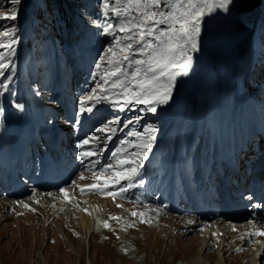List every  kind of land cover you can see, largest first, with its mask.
Segmentation results:
<instances>
[{
  "label": "rangeland",
  "instance_id": "rangeland-1",
  "mask_svg": "<svg viewBox=\"0 0 264 264\" xmlns=\"http://www.w3.org/2000/svg\"><path fill=\"white\" fill-rule=\"evenodd\" d=\"M74 3L72 9L65 0H22L19 5L12 4L11 0H0V13H10L13 10L17 12L15 21L0 19V31L12 30L16 39V44L13 45L15 55L11 58V65L9 68L0 69L5 76L13 77L7 91L0 90L2 93L0 94L1 144L5 147L9 145L15 153L20 146L28 145L26 134L16 136V127L20 121L26 122L30 127L28 130L36 131L42 139L48 132L40 123L46 122L52 129L61 127L65 131L68 129L69 132H73V127H67L65 124L71 114H74L79 122L84 121L83 124L74 126V128L77 126L78 132L81 131L85 121L92 126L87 134L79 138L80 141L91 135L95 127L106 120L119 118L124 121L139 115L143 119L138 124L116 132L113 139L102 146L108 150L114 149L119 141L133 139L127 135L128 132H142L143 127L149 124L155 128L156 139L153 149L144 162V169L141 172L145 183L140 187H145L143 192L145 195L153 194L150 196V207H158L161 212H167L172 217L169 220L163 218L164 220H160L159 223L154 222L151 225L146 222L141 223L139 217L131 215L128 221L129 225L133 226L130 230H124L120 225H116L111 232L113 211H102L104 208L102 202L110 197L111 202L116 200L117 204L123 200L130 204L127 207H131L137 213L139 206L142 205V202L133 200L134 195L136 197L140 194L136 186L133 188L127 183L124 184L128 188L124 198L114 199L111 195L90 192L94 193L90 209L88 205V210L85 207V211L82 212L78 206L71 205L73 208L70 206L72 212L77 209L78 214L77 211L75 212L77 215L89 217L90 223L97 220L95 222L97 229L86 230L87 236L80 234L79 228L75 229L72 226L69 232L66 230L67 233H60L59 237L50 234L49 231H45L47 218H44V229L36 233L34 230L37 228L35 229L32 224L39 218L37 212H33L35 219L29 221L21 219L20 223L17 220L19 216L7 213L8 218L0 224V264H31L32 262L34 264H191V259L200 246L193 245L191 248L189 240L193 238V234L200 232L198 228L201 226L194 232H188L187 236H179L177 232L187 230L185 227L179 229L181 224L177 226V217L189 215L194 220L203 218L196 215L195 217L191 213L171 210V200L177 201L178 198L189 197L190 189L186 186L187 183L200 184L203 181L208 184L218 183L221 180L222 169L227 166L228 154L236 156L237 153L238 167L231 169L241 174L244 172L246 178L242 184L240 179L236 186L234 215L237 220L228 221L219 216L217 217L219 224L223 225L227 222L245 227L244 231L241 227L238 228L241 233L243 231V237L258 231L259 227L264 229V110L260 117L256 109L262 105L264 107V89L255 87L247 76L241 83L236 77L237 74L233 75L236 70L246 73L251 60V63L255 59L264 60L263 46L260 42V38L264 37V0H237L229 12L217 10L204 17L197 38V50L189 53L192 56V64L186 74L180 69L172 70L178 73L172 97L166 105L157 106L156 113L138 111L137 109L143 107L141 105H132L129 109L119 111L107 103H102L92 112L83 115L78 113L79 101L99 83V77L93 76L96 71L95 63L112 42L111 36L103 34V25L107 22H115V18L110 17L106 20L102 16V0H75ZM254 4L258 5V13L253 7ZM35 32H37L36 36ZM11 38L0 37V42L7 43ZM3 63L8 61L5 60ZM4 79V76H0V81ZM184 88L189 90L185 92ZM16 103L23 105V108L17 109L14 106ZM180 105L186 107L187 111L183 114L181 135L178 136L175 114ZM226 137L230 140V147L224 145ZM68 143L71 144V141ZM77 143H73L75 148ZM177 143L184 153L186 173L190 176L188 181L186 173L181 168L183 165L175 159L174 150ZM42 152H45V148L40 146L38 152H34L22 164L14 158L15 167L27 166L38 179V184L34 190L27 191L29 193H23L25 190L22 189L19 196L12 198L6 196L7 200L17 197L16 200L19 202L22 198H30L27 201L29 207L35 204L34 197L30 196L34 191L42 192L46 186L50 188L44 189L45 191L55 192L51 187L55 183H61L63 174L59 173L53 177L39 167L38 155ZM109 155L108 151L101 155L99 157L101 163H106ZM239 158L244 162L243 165L239 163ZM3 171L4 168H1L0 176ZM81 172L86 176L84 181H96L82 166L81 170H77L78 174ZM77 173L71 176L67 186L64 185L62 188L70 186ZM110 174L106 172L103 175ZM79 177L76 180L80 179ZM99 182L102 183L103 180ZM55 189L59 191L61 188ZM79 192L81 199L87 197L82 191ZM164 196L165 202L162 201ZM120 209L121 207H118L114 212ZM9 210L12 209L8 207L7 211ZM123 215L126 214L121 212L119 218L115 217L121 225L122 221H126L124 218L126 216ZM172 221L175 224L174 229H172ZM105 222L109 227L104 226ZM7 224L8 229L1 228ZM18 226L23 227V230L18 231L20 229ZM101 226L109 233L106 234L101 230ZM163 228L167 230L163 231ZM53 229L63 230L58 224H54ZM159 229L161 233L158 232ZM169 231L173 236L167 234ZM146 234L148 236H145ZM231 235H234V232H229L225 236V244L219 247L224 254V264H239L242 255L251 253L252 249L257 247L256 242L261 240V236L255 235L244 246L241 241L237 243L231 241ZM52 236L57 237V240L50 241ZM211 243L213 246L203 250L202 262L198 264H213L217 257L215 250L218 248V240L211 239ZM256 264H264V257L259 255Z\"/></svg>",
  "mask_w": 264,
  "mask_h": 264
},
{
  "label": "snow or ice",
  "instance_id": "snow-or-ice-1",
  "mask_svg": "<svg viewBox=\"0 0 264 264\" xmlns=\"http://www.w3.org/2000/svg\"><path fill=\"white\" fill-rule=\"evenodd\" d=\"M21 2L22 0H11L14 5ZM236 2L237 0H102V16L106 20L115 18V22L103 25V34L111 36L112 42L95 63L96 71L93 76L99 77V83L79 101L78 113L83 115L92 112L102 103L119 111L129 109L132 105H141L143 107L138 111L156 113L157 106L166 105L172 97L178 74L172 70L180 69L186 74L192 64L189 53L197 50L201 21L217 10L229 12ZM0 19L15 21L17 12L13 10L10 13H0ZM0 37H12L7 43L0 42V49H6L0 51V69H5L9 68L11 58L15 55L13 45L16 44V39L12 30L0 31ZM5 60L8 63H3ZM0 76L5 77L0 81V90L6 92L13 77L5 76L3 71H0ZM14 106L17 109L23 108L19 103ZM142 119L137 115L124 121L119 118L106 120L95 127L91 135L78 141L77 159L83 169L90 172L97 181L83 186L82 192H101L114 199L117 196L124 198L128 192L125 183L131 187L145 183L141 172L156 139L152 125H145L142 132H128L127 135L133 139L119 141L114 149L108 150L102 146L111 141L116 132L138 124ZM106 151L110 152L108 161L101 163L99 157ZM106 172L111 174L104 176ZM79 178L85 179L83 172ZM101 180L102 184L99 183ZM113 188L115 192L110 191ZM60 192L65 194L66 199L69 198L64 188ZM131 215L140 217L141 223H151L150 219H144L143 212H132ZM104 226L109 227L107 223ZM250 235L264 236V231H256Z\"/></svg>",
  "mask_w": 264,
  "mask_h": 264
},
{
  "label": "bare ground",
  "instance_id": "bare-ground-1",
  "mask_svg": "<svg viewBox=\"0 0 264 264\" xmlns=\"http://www.w3.org/2000/svg\"><path fill=\"white\" fill-rule=\"evenodd\" d=\"M248 65V64H247ZM247 71V69H246ZM230 73V72H229ZM247 73V72H246ZM246 73L245 71H238L236 70V72L233 73V75L237 74L236 77L238 78V80L242 83L245 81V76H246ZM232 79V78H231ZM185 92L186 90H189L188 88H184L183 89ZM20 93V92H19ZM179 107V108H178ZM177 107V111H176V123H177V126H178V129L182 127V121H183V118H184V115L187 111L186 107L184 108L183 105H180ZM20 125V124H19ZM40 125L46 129L47 132H49V136L52 135L53 133L54 134H58L59 132H61L63 129L60 127V129H52L50 128V125L48 123H40ZM21 126L23 127H29V125L27 123H24L22 122ZM21 126H17L16 128H20ZM39 128V127H38ZM3 129V128H2ZM22 136L21 134H18L16 133V136ZM179 135V134H177ZM227 135V134H226ZM69 144V143H68ZM224 145L226 146H229L230 147V140L226 137L225 141H224ZM12 146V145H11ZM10 151V146L7 145L6 147L5 146H2L1 144V140H0V156L2 154H5L7 155ZM174 155H175V159L179 160L181 162V165H183L182 167H184V161H183V158H184V153L181 149V147L179 146V143H177L175 145V150H174ZM4 155V156H5ZM226 164L227 166L229 167H238V161H237V157L234 155V154H228L227 155V160H226ZM81 173H77L76 175V178H78L80 176ZM61 175V174H60ZM62 176V175H61ZM54 177V176H53ZM51 178V177H50ZM72 180L71 182V185L64 188L67 192V195H68V199L65 198V194L60 192L59 191H55V192H51V191H45L43 190V192L41 191H34V194L31 193V197H34V201H35V204L34 205H31V206H27L25 207V205H27V201L28 199L26 198H20L21 200H16L13 199V200H7L6 198L4 199L3 197H0V224L3 223L7 218V213L12 216H19L20 218L17 219L19 221V223L21 222V219L22 220H32L35 219L33 217V212H37L39 218H37L35 220V222L32 224V226L36 229L34 231H36V233L38 231H40V229H44V226H43V223H44V218H47L46 221H47V225H46V229L45 231L46 232H50V234H54L56 235L57 237H59L60 233H67L66 230H68L69 232V228L74 227L75 229L76 228H79V232L80 234L83 233L86 235V230L89 231H94V229L97 227V224L95 222L93 223H90L88 220V218H85L83 217L82 215H77L78 214V211H77V214L75 212H72L71 211V205H74V206H78L79 210H81L82 212L85 211L84 208L88 207L89 205V209L92 207L91 206V203H93V200H92V196L94 195V193H90L89 191H84L82 192L83 194L85 193L86 194V198H83L81 199V188L87 184H92V183H97V181L94 182L93 181H89V182H86L84 180H81V179H78V180ZM86 178V176H85ZM62 179V178H61ZM52 180V179H51ZM56 181H59V180H56ZM55 181V182H56ZM75 181V183H73ZM102 181V180H101ZM47 182V181H46ZM54 182V180H53ZM61 182V181H60ZM100 183V182H99ZM103 183V182H102ZM101 183V184H102ZM154 183V182H153ZM152 183V184H153ZM48 185V184H47ZM42 186V185H41ZM44 186V185H43ZM67 186V185H66ZM46 187V186H45ZM44 187V188H45ZM144 187V186H143ZM47 188V187H46ZM134 188V187H133ZM136 188L138 189L139 191V195H137L135 197L134 195V199L133 200H136L137 202H142V205L138 207L139 211L138 213H141L143 212L144 213V219H150L151 220V223H147L146 224H151L156 222V223H159L160 220H162L163 218L166 220H169L172 216L169 215L167 212H161L159 210L158 207H155V208H152L153 206L150 207L149 205V201L151 199L150 196H152L153 194H150L149 196L145 195L143 192H144V188L137 186L136 185ZM39 189V188H38ZM110 191L112 192H115V189H110ZM136 191V190H134ZM30 192V191H29ZM28 192V193H29ZM9 192H7L6 194H8ZM101 193V192H100ZM129 194V193H128ZM147 194V193H146ZM188 194V193H186ZM29 195V194H28ZM97 195V194H96ZM127 195V194H126ZM119 197V196H117ZM116 197V198H117ZM185 197V196H184ZM12 198V197H11ZM108 198V197H107ZM111 198V197H110ZM108 198L107 201H104L102 202L103 203V210L102 211H113L112 212V216L113 217H118L119 218V215L121 214H126V215H123V216H126L124 217L126 221H122V225L119 224L120 221L118 219H113L111 220V226H112V230L111 232H113V229L114 227L117 225H120V227L124 230H130V228L132 227H129V218L131 216V213L134 212L133 209H131V207H127L128 205H130L129 203L127 202H124L122 200V202H120V204H117L116 200H114V202H111V199ZM187 198V197H186ZM95 199V198H94ZM119 199V198H117ZM105 200V199H104ZM128 200V199H127ZM31 202H33V199L31 198ZM131 202L133 203V201L131 200ZM136 202V203H137ZM100 204V203H99ZM139 204V203H138ZM117 205H120L121 209L120 211H117V212H114V210L116 208H118ZM168 205V204H167ZM166 205V206H167ZM71 206V207H70ZM96 206V205H95ZM12 209V210H9L7 211V209ZM119 207V208H120ZM73 208V207H72ZM28 209V210H27ZM88 210V208H87ZM97 210V209H95ZM91 211V210H90ZM93 211V210H92ZM98 211V210H97ZM80 212V211H79ZM89 212V211H88ZM86 213V212H85ZM91 213V212H90ZM188 213V212H186ZM93 214V212H92ZM98 213H96L97 215ZM146 214V215H145ZM182 214V213H181ZM87 215V214H86ZM85 215V216H86ZM95 215V214H93ZM102 215V214H101ZM100 215V216H101ZM180 215V214H179ZM192 215V214H191ZM37 216V215H36ZM195 216V215H194ZM11 217V216H10ZM41 217H43L42 219H40ZM87 217V216H86ZM196 217V216H195ZM178 219V227H179V224L180 225V228L179 229H184V227L186 228L187 231L183 230L182 232H177L179 234V236H187L186 234L188 232H194L196 231L195 229H197V227H200L198 229H200V232L197 233V234H193V238L189 241H191V248L193 245L195 246H200L198 248V250L196 251V253L193 255L192 259H191V264H198V263H201L202 262V253H203V250H208L211 246H213V244L211 243V239H217L218 240V243H217V246L218 248L215 250V253L217 255L216 259L213 261V264H224V254L222 252V249H220L219 247L220 246H223L225 244V236H227L229 234V232H234V235H231L230 237V240L231 241H234V243H237L238 241H241L240 243L242 245H247L249 242H250V238L253 237L254 235H249L247 237H243V231L245 230V227H242V226H236L234 224H230V223H227V222H224L223 225H220L219 224V221H218V218L216 217L215 219L211 220L210 217L208 218H203L201 220H194L193 217L189 216V215H185V216H178L177 217ZM98 219V218H97ZM140 217H139V221H140ZM163 219V220H164ZM14 220V219H13ZM175 221V220H174ZM172 221V229H174L173 225H175ZM191 221V223L189 222ZM17 222V221H16ZM80 224H79V223ZM101 221H98V223ZM12 223V221H11ZM24 223V221H23ZM104 223V221H103ZM107 223V222H105ZM176 223V224H177ZM13 224V223H12ZM29 224V223H28ZM54 224H58V226H60L61 228H63L62 231L56 229L54 230L53 229V225ZM205 224V225H203ZM23 225V224H22ZM93 225V226H92ZM95 225V226H94ZM8 226L5 225V226H2L1 228H6ZM24 226V225H23ZM246 226H249V225H246ZM138 227V226H137ZM242 228L243 231L242 233L239 231L238 228ZM20 228L18 231L20 230H23V227H19ZM26 228V226H25ZM150 228V227H149ZM148 228V229H149ZM153 228L155 229V227L153 226ZM162 228V227H161ZM247 228V227H246ZM8 229V228H6ZM97 229V228H96ZM147 229V230H148ZM25 230V229H24ZM100 230V229H99ZM101 230H103L106 234H108L109 232L105 231V229L101 226ZM151 230V229H149ZM158 230V229H157ZM164 230H167L165 228H163V231ZM16 231V230H15ZM71 231V230H70ZM258 231H264L263 228H260L258 229ZM7 232V231H6ZM22 232V231H21ZM150 232V231H148ZM153 232V231H152ZM159 233H161V229H159L158 231ZM186 232V233H185ZM20 233V232H19ZM45 233V232H44ZM147 233V232H146ZM175 233V231L173 232ZM215 233V235H213ZM253 233V232H252ZM7 234V233H6ZM143 234V233H141ZM167 234H171V236H173L172 232L169 231ZM10 235V234H9ZM18 235V234H17ZM26 235V234H25ZM153 235V234H152ZM156 235V234H155ZM47 236V235H46ZM81 236V235H80ZM83 236V235H82ZM87 236V235H86ZM136 236V235H135ZM145 236H148V234H146ZM157 236V235H156ZM260 236V235H259ZM10 237V236H9ZM18 237V236H17ZM57 237H50V241H56L57 240ZM143 237V236H142ZM175 237V236H174ZM8 238V237H7ZM77 239V237H75ZM127 238V237H126ZM145 239V237H143ZM151 238V237H150ZM188 238V237H187ZM191 238V237H189ZM264 236H261V240L256 242L257 244V247L252 249L253 251H251V253H246L245 255H242V258H241V261L239 262V264H256V261H257V257L260 255L261 257H264V253H262L264 251V240H263ZM18 238H16L17 240ZM86 239V238H85ZM153 239V238H152ZM180 239V238H179ZM26 240V239H25ZM103 240V239H102ZM141 240V239H140ZM159 240V239H158ZM178 240V239H177ZM188 240V239H187ZM12 241V240H11ZM83 241V240H82ZM81 241V242H82ZM181 241V240H180ZM26 242V241H25ZM135 242V241H134ZM143 242V241H142ZM179 242V241H178ZM55 243V242H54ZM128 243V242H127ZM144 243H147V242H144ZM143 243V244H144ZM71 244V243H70ZM88 244V243H87ZM124 244V243H123ZM130 244V243H129ZM142 244V243H140ZM172 244V243H171ZM170 244V245H171ZM33 245V243H32ZM149 245V244H148ZM175 245V244H174ZM138 246V245H136ZM182 246V245H181ZM13 247V246H12ZM39 247V246H38ZM82 247V246H81ZM132 247V246H131ZM139 247V246H138ZM144 247V245H143ZM147 247V246H146ZM40 248V247H39ZM58 248V247H57ZM134 248V246H133ZM142 248V247H140ZM138 248V249H140ZM150 248V247H149ZM167 248V247H166ZM178 249H181L179 247H176ZM52 249V248H51ZM34 250V249H33ZM54 250V249H52ZM88 250V249H87ZM148 250V249H147ZM146 250V251H147ZM262 250V252H260ZM25 251V250H24ZM23 251V252H24ZM79 251V250H78ZM145 251V250H144ZM153 251V250H152ZM41 253V252H40ZM136 253V252H135ZM151 253V252H150ZM138 254V252H137ZM145 254V253H144ZM153 254V253H152ZM249 254V255H248ZM4 256V255H3ZM32 256V255H31ZM43 256V255H42ZM139 256V255H138ZM30 257V256H29ZM90 257V256H89ZM136 257V255H135ZM45 258V257H44ZM134 258V256H133ZM89 259V258H88ZM77 261V260H76ZM238 261V260H237ZM145 262V261H144ZM76 263V262H75ZM31 264H34L33 262ZM189 264V263H188Z\"/></svg>",
  "mask_w": 264,
  "mask_h": 264
},
{
  "label": "trees",
  "instance_id": "trees-1",
  "mask_svg": "<svg viewBox=\"0 0 264 264\" xmlns=\"http://www.w3.org/2000/svg\"><path fill=\"white\" fill-rule=\"evenodd\" d=\"M66 3L68 4V6L70 8L73 9V7L75 6V0H65ZM256 10V12L258 13V5L254 4L253 6ZM35 36L37 35V32L34 33ZM260 42L263 46V56H264V37L260 38ZM27 46V43H26ZM27 48V47H26ZM262 59H255V61H253L252 64V68L250 71V80L251 82L255 85V87H259V88H263L264 89V60H262V62H260ZM218 73V72H216ZM257 109V113L258 115H260V117L262 116V110H264L263 105L261 107H256Z\"/></svg>",
  "mask_w": 264,
  "mask_h": 264
}]
</instances>
